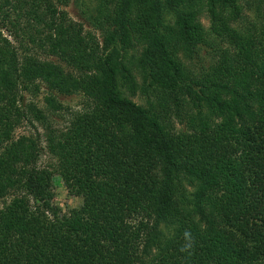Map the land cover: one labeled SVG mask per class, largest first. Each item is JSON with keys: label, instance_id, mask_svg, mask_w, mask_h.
Listing matches in <instances>:
<instances>
[{"label": "trees", "instance_id": "trees-1", "mask_svg": "<svg viewBox=\"0 0 264 264\" xmlns=\"http://www.w3.org/2000/svg\"><path fill=\"white\" fill-rule=\"evenodd\" d=\"M98 2L0 0V264H264V0Z\"/></svg>", "mask_w": 264, "mask_h": 264}, {"label": "rangeland", "instance_id": "rangeland-1", "mask_svg": "<svg viewBox=\"0 0 264 264\" xmlns=\"http://www.w3.org/2000/svg\"><path fill=\"white\" fill-rule=\"evenodd\" d=\"M62 8L67 12L71 19L81 22L85 30L93 31L97 35V32L91 27L90 22L91 19L98 14V10L100 9L98 0H67V4L62 6ZM201 22L204 25L207 24L205 18H201ZM41 97L42 94H39L36 100L39 101L38 105L43 106V102L40 101ZM143 98L144 97L139 95V93L132 97L137 103H143ZM80 100L81 99L77 94L60 96L59 101L61 102L62 108L55 115L57 116V119L53 121L54 125H63L68 113L71 110L78 108ZM177 126L180 127V125ZM38 130L40 131L39 126ZM15 132L18 134H28L29 132H33V129L22 124L16 128ZM53 162L54 160H52L45 152L41 153L38 159V164L40 166H52ZM52 187L54 193L53 202L61 209V211H67V209L76 207L80 204L79 198L67 193L60 177L55 173L53 174Z\"/></svg>", "mask_w": 264, "mask_h": 264}, {"label": "clouds", "instance_id": "clouds-1", "mask_svg": "<svg viewBox=\"0 0 264 264\" xmlns=\"http://www.w3.org/2000/svg\"><path fill=\"white\" fill-rule=\"evenodd\" d=\"M190 246V245H189Z\"/></svg>", "mask_w": 264, "mask_h": 264}]
</instances>
